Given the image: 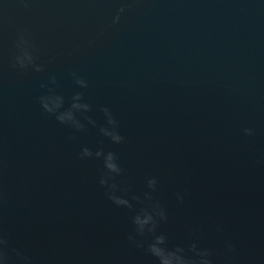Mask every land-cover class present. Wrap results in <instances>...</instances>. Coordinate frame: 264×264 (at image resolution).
Masks as SVG:
<instances>
[{
    "label": "water",
    "instance_id": "obj_1",
    "mask_svg": "<svg viewBox=\"0 0 264 264\" xmlns=\"http://www.w3.org/2000/svg\"><path fill=\"white\" fill-rule=\"evenodd\" d=\"M22 40L43 71L13 66ZM76 92L92 106L77 113L83 130L40 103L55 93L67 109ZM104 107L120 144L100 131ZM84 146L117 153L121 194L140 197L132 209L108 198L103 157L82 159ZM153 176L171 244L199 240L223 264L230 240L235 264H264V0H0V224L10 246L33 264H155L127 240Z\"/></svg>",
    "mask_w": 264,
    "mask_h": 264
},
{
    "label": "clouds",
    "instance_id": "obj_2",
    "mask_svg": "<svg viewBox=\"0 0 264 264\" xmlns=\"http://www.w3.org/2000/svg\"><path fill=\"white\" fill-rule=\"evenodd\" d=\"M125 11L121 7L117 15L113 19V23H118L120 14ZM22 51L15 57L14 67L28 68L32 66L35 71H43V65L36 63L37 57L29 50L30 45L27 40H22L18 44ZM74 83L81 88H87L88 82L77 73H73ZM52 83H57L55 77L52 78ZM72 104L69 108L64 109V97L55 93L41 96L40 103L45 112L55 115L56 119L67 124L76 130H83L84 123L78 118L77 113H86L92 110V106L84 100L83 92H76L72 97ZM63 109V110H62ZM103 111L107 117V125L102 126L100 131L109 137L113 143L120 144L125 137L119 131V122L116 120L111 110L104 107ZM86 119L95 126L96 121L90 116ZM245 135L252 136L255 134V129L248 127L244 128ZM80 157L91 158L103 157L104 170L101 172L99 183L106 187L108 198L118 207H126L132 209L134 207L132 201L139 200V196L133 195L129 199L121 192H126L127 189H122L117 183L116 177L123 172V168L119 163V157L116 152H105L102 148L93 151L92 148L84 146L80 152ZM159 180L153 176L147 180V188L150 191L144 193L145 199L149 201L150 207L142 208L132 217L134 232L127 235V240L137 249L152 257L155 264H217L215 259L216 252L212 247L203 246L199 240H192L188 243L171 244L169 237L165 232L159 231L162 222L168 221V211L165 205L153 199V193L158 190ZM186 193L177 192L176 198L183 202ZM4 198L0 195V207L3 206ZM237 248L230 241H224L223 264H235ZM0 264H33L30 256L26 255L20 248L10 246L8 234L0 224Z\"/></svg>",
    "mask_w": 264,
    "mask_h": 264
}]
</instances>
